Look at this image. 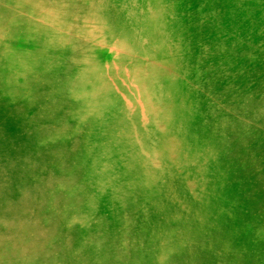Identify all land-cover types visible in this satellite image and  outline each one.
<instances>
[{
	"label": "bare ground",
	"instance_id": "1",
	"mask_svg": "<svg viewBox=\"0 0 264 264\" xmlns=\"http://www.w3.org/2000/svg\"><path fill=\"white\" fill-rule=\"evenodd\" d=\"M8 1L12 3L19 2V0ZM64 1L68 2L69 5H65L67 7L76 3V0ZM245 1L220 0V4H217V6L211 4L210 7L212 8L222 7V13L228 17V20L220 21L218 20L220 17H214L219 21L218 28L220 25L235 22L232 25L234 29L219 42H230L238 46L237 30H239V27L235 28L237 24H246L247 18L254 17L255 15L264 20V9H258V4L254 3L251 8L244 10L242 4ZM250 1L255 2L257 0ZM0 2L2 1L0 0ZM2 6L7 7L8 4L5 3ZM60 13L62 12L51 13L52 15L48 23L40 24L38 29L26 36L30 40L40 43L41 46H46V48L61 47L63 46V42H67L68 39L69 41H74L73 37L69 32L65 31L64 27L72 25L70 22L80 21L77 18L68 23L65 21V23L60 17ZM186 15L188 19H193L197 23L198 17L196 12ZM28 21L31 20L29 19ZM100 23L102 24L103 21H100ZM55 24H60L61 26L56 31H52L49 26L52 27ZM96 26L98 25L96 24ZM195 28L197 29L194 31L196 36L204 37L206 35L209 39L212 38L213 33L220 32L215 27L206 29L202 24L196 25ZM73 43L70 42L71 46L68 47L70 51L68 57H80L79 53H85V50L79 45L74 47ZM260 48L258 43L253 45V47L243 45L240 53L253 50L258 52ZM235 49L238 48L236 47ZM36 56L37 54L32 53V58L25 56L23 59H16L14 64H12L14 73L21 83L19 92L23 94L21 95L22 102L34 103L45 101L46 108L49 111L53 112L61 106L62 113L66 115L64 108L68 92L72 89H80L79 85L82 79L76 80L71 74H66L53 66H49L48 61L44 58L34 61ZM239 56L238 60L242 61V55ZM230 59L232 58L228 56V60ZM105 60L104 62H106ZM232 60L226 62V64H215L213 66L215 71L211 69L209 62L205 61V59L201 60L199 62L200 71L206 74H208L207 72H211L210 74L214 76L202 81L201 84L204 83L205 87H210L213 92L217 90L215 95L221 93L220 87L218 88L217 86L226 80H230V83L245 82L249 92L261 87L264 88V77L256 75L260 73V70L264 69V65L259 68L250 69L251 67L247 66L244 61L232 64ZM118 65L121 66L120 64ZM95 66L97 67V65ZM30 68L33 69L30 71ZM65 68V70L71 69L67 65H65ZM92 69L95 68L93 67ZM97 73L99 74V72ZM95 74L91 76L85 75L83 80H89L93 85H97L98 82L94 80H99L100 76L97 77ZM35 85H38L37 88H35ZM96 85L91 87H95ZM201 87V92L185 90L187 97L190 99L187 101L188 105L182 107V114L188 115V119L186 120L189 121L191 120L190 116L193 117L187 131L188 135L191 136L192 144L190 166L198 172L195 184L199 188L203 186L208 187L211 183H214L217 188L225 189V192L217 188L208 187L209 193L192 205L184 202L181 189L184 182L188 183L187 177L169 180L166 172H163L165 166L162 163L153 166L150 162L142 168L144 158L139 157H142L144 153H151L153 157L155 155L159 156L160 149L162 151L164 149L150 129L143 131L139 129V137L137 136V140L133 142V148L136 149L135 154L137 155H135L136 157H132V155L127 156L123 152L122 154L125 158L124 168L117 173H112L103 166L101 170H89L82 165L78 153L81 152L83 154V150H78V146L81 145L80 142L82 141L80 138L82 135L79 133L73 134L65 145L54 142L53 145L56 146L51 147L50 156L53 157L49 162H40L39 160L42 155L40 148L45 140V137L42 136L44 128L37 126L36 128H30L29 131L20 129L12 134L4 135L0 133V217L4 213L13 214L11 215L13 216L11 221L0 220V229L5 231H0V235L3 237L0 239V264H44L36 259L26 258L29 254L25 250L32 247L36 241H44L46 246L49 243L48 251L52 256H55V253H57L58 258L56 261L59 264H78L80 261L83 262L82 264H86L84 256L88 253L89 249L93 248L92 243L97 244L98 253L102 254L103 245L114 243L117 237L122 238V236H124V242L116 249L119 258L115 264H143L144 262H148V264L149 262L150 264H217L215 262V258L217 257H219L218 264H225L226 262L237 264L235 261L240 259L241 256H245L244 250H241L244 254L232 251L221 253L222 251L216 252L217 249L213 252L209 250L206 243L202 242L201 239L207 240L208 237L204 231H201L197 227L200 224L209 222L210 216H214L216 220L226 222V224H223L219 228L221 233L209 232L212 241L222 240L223 238L233 240L237 238L239 244L249 245L253 249L264 248V104H262L263 102L260 98L242 102V96L247 95V93L241 90L239 93L234 92V90H239L235 88L233 90L232 85H228L226 88L227 94L231 96L229 100L232 104L240 102L238 105L245 111L251 109L252 106L260 105L257 103H261L262 105L259 106L257 113L244 114L243 118L237 120L235 124H230L224 130V127L215 124L216 121L213 124L207 125L209 117L214 120V116L212 115L214 112L207 108L208 105L203 99L204 90L207 91V88L203 87V85ZM38 88H41V91L33 94L36 97L25 96L28 90L33 91ZM102 89L101 87L100 90ZM151 91L152 95L158 92L156 87H151ZM19 92H16L18 96H20ZM134 106L132 101L128 102V113L122 112V114L127 115V120L123 126L125 127L124 132L127 134L134 133L131 130L130 123L136 114ZM108 111L107 106L102 105L99 108L102 118L99 121L94 118L91 122L92 124L86 128V131L96 130L101 137L99 139L101 143L97 146H91V151L84 150V153L94 159H102V155H106V150L113 147L110 144L115 140L114 130L117 128V123L109 118ZM75 113L78 115L79 112L76 111ZM55 120L54 118L53 121ZM231 120L234 121V119ZM116 121L118 122V116L116 117ZM83 124H86V122L84 121ZM21 127L23 126L14 125L12 129L15 130ZM154 129L157 131L156 127ZM154 129L152 130L153 132ZM225 131L230 132L231 136L235 139L226 140ZM183 132L186 133V131ZM152 178L154 179V184L150 189L149 182ZM88 180H90V184H86ZM125 181L127 183H124ZM30 187H36V191H27L26 194L18 191L15 192L18 188L27 189ZM134 190H139V192H134ZM39 192H44L45 195L38 197ZM150 195H152V200ZM145 200L149 201L146 204L150 207L145 209L148 213L154 208H161V211H163L160 214L155 213L151 216L155 221L165 216V213L181 214L180 217H172V221L166 217V223L161 224L159 227L156 226V228H162L159 232L162 231L166 239H170L184 228L185 236L195 238L196 243L184 242L160 252L157 256H153L151 260L147 256L136 253L134 249H132L133 253H128L125 246L131 245H129V241L138 250L144 244L151 242V233L145 230L144 225L146 224L145 219L148 217H146L145 211L140 217L138 214L139 210L135 212H127V209L126 211L124 210L130 207L131 211L132 207L138 206V201ZM30 203L37 204L36 209L32 212L28 210ZM248 204H250V208L246 209ZM92 206H98V208L103 210H110L112 213L104 217L99 213L95 216H85L84 212H81L83 209ZM44 211L52 212L53 215L46 217L47 220L41 223H31L29 221L37 219L31 218L32 215H43ZM122 211L127 216L131 215V218L123 217ZM58 215H60L61 220L59 223H55V220L58 219L56 217H59ZM73 216L76 218H73ZM37 220H40V218ZM77 225H81L80 228H88L85 231L88 239L84 243L82 241L77 242L78 245L73 247L68 244L69 237L67 234H70ZM107 227L110 229L106 230ZM205 228L212 227L208 225ZM25 236H28L30 240H26ZM3 242H9L14 247L4 245ZM86 243L88 244L84 245ZM36 256H38V259L40 258L39 254H36ZM98 261L96 263L104 264L100 258ZM256 264H264V260Z\"/></svg>",
	"mask_w": 264,
	"mask_h": 264
},
{
	"label": "rangeland",
	"instance_id": "2",
	"mask_svg": "<svg viewBox=\"0 0 264 264\" xmlns=\"http://www.w3.org/2000/svg\"><path fill=\"white\" fill-rule=\"evenodd\" d=\"M1 1L0 112L2 113H0V133L4 135L12 134L20 129L29 131L30 128H36L37 126L44 128L42 136L45 137V140L40 148L42 154L39 159L40 162H49L52 159L53 156H50V151L52 146H56L53 145L54 142L65 145L69 142L73 134L79 133L82 135L80 137L82 141L80 142L81 145L78 146V150H83V154L81 152L78 153L82 165L89 170H101L103 166L112 173H117L124 168L125 158L122 154L123 152L127 156L132 155L133 157L137 155L135 154L136 149L133 148V142L137 140V136L139 137V129L142 131L150 129L156 135L158 142H160V145L164 149L163 151L160 149L161 152L158 153L160 157L157 155L153 157L151 153H144L142 157H139L144 158L142 168L150 162L153 166L162 163L165 166L164 168L167 169H164L163 172H166L169 180L187 177L188 183L184 182L185 184L183 183L181 189L184 202L188 205H192L201 197H205L210 191L208 187L217 188L214 183H211L208 187L203 186L200 188L195 184V178H197L198 172L190 166L192 144L191 136L187 132L193 117L190 116L191 120L188 121L186 120L188 119V115L182 114V107L187 106V101L190 99L187 97L185 90L201 92V85L205 87L204 83L201 84V82L214 77L210 74L211 72H207L208 74H206L200 71L199 62L204 59L209 62L212 70H214L213 66L215 64H226V62L232 59V64L244 61L247 66L251 67L250 69L259 68L264 65L263 19L255 15L254 17H248L246 24H237L235 28L239 27V30H237V43L239 44L235 46L230 42H219L223 37L229 35L232 29H234L232 25L235 24L233 21L232 24L227 23L220 25L218 28L219 21L228 20V17L222 13V7L212 8L210 6L211 4L217 6V4H220V0H76V3L69 7L65 6L69 4L64 0H43L44 2L42 0H19V2L15 3L8 0ZM5 3L8 4L7 7L2 6ZM254 3L258 4V9H264V0H257L255 2L246 0L242 4V7L244 10H247ZM29 10L31 11L29 12ZM50 11H52L51 13L62 12L60 13V17L64 20L63 22L66 21L68 23L78 18L77 20L80 22H70L72 25L64 27L65 31L69 32L74 41H69L68 39L67 42H63V46L61 47L46 48V46H41L40 43L35 40H30L26 36L38 29L40 24L43 25L50 21L52 15ZM194 12L197 13V23L193 19H188L186 15ZM30 15L33 16L30 17ZM217 16L220 17L218 19L219 21L215 19ZM63 17L65 18L63 19ZM29 19L31 21H28ZM57 21L61 22L59 20ZM100 21H103V23L101 24ZM198 24H202L206 29L215 27L220 32L213 33L214 35L211 39L206 35L204 37H198L194 33L197 30L195 26ZM60 26V24H55L52 27L49 26V28L52 31H56ZM96 29L97 31H95ZM3 31L5 32L3 33ZM96 38H98L97 41ZM70 42H74V47L79 45L85 50V53L80 52V57L77 56L76 58L68 57L70 54L68 49L71 46ZM231 42L233 41L231 40ZM257 43L261 47L258 52L253 50L240 53L243 45L253 47ZM236 47L238 49H235ZM32 53L37 54L34 61L44 58L48 61L49 66H53L66 74H71L76 80L82 79L79 85L80 89H72L68 92L69 94L64 108L66 115L62 113L61 106L53 112L49 111L46 108L45 101L34 103L22 102L21 95L23 94L19 92L21 83L14 73L12 64H14L16 59H23L25 56L32 58ZM239 55H242V61L238 60ZM228 56L232 59L228 60ZM65 65L70 66L71 69L65 70ZM99 66L100 68H98ZM93 67L95 69H92ZM31 69L33 68H30V71ZM91 70L92 72H90ZM96 70H98L97 72L99 74ZM94 74L100 77L99 80H94L98 82L97 85L94 84L96 86L91 87L94 86L93 83L83 79L85 75L91 76ZM256 75L264 77V69L260 70V73ZM224 83L226 84L222 86ZM228 85H232L233 90L234 88L239 90H234V92L239 93L241 90L247 93V95L242 96V102L260 98L263 102L262 104H264L263 87L249 92L245 82L230 83V80H226L217 86L221 89V93L218 95H215L217 90L213 92L210 87H205L207 91L204 90L203 99L208 105L207 108L214 112L212 114L214 120L209 117L207 125L213 124L216 121V125H220L226 130L230 124H235L237 120L243 118L244 114L257 113L259 106L262 105L261 103H257L260 105L252 106L251 109L245 111L238 105L240 102L232 104L229 100L231 96L227 94L226 88ZM37 86L35 85V88ZM101 87L103 88L102 90H100ZM151 87H156L158 90L157 94L152 95ZM91 88L94 90L92 91ZM37 91H41V88L33 91L28 90L25 96L36 97L33 94H36ZM16 92H19L20 96ZM130 100L135 105L134 109L136 114L130 122L131 130L134 133L127 134L124 132L125 127H123L127 120V115L122 114V112L128 113L127 103L131 102ZM232 102L234 103V101ZM102 105L107 106L109 110L108 116L117 123V128L114 130L115 140L110 144L113 147L106 150V155H102V159H94L84 153V150L91 151V146H97L101 143V140H99L101 137L96 130L86 131V128L92 124L91 122L94 118L98 121L102 118L99 112V108ZM76 111L79 112L78 115L75 113ZM86 113L88 114L86 115ZM117 116L118 122L116 121ZM54 118L56 119L55 121H53ZM231 119H234V121ZM84 121L86 124H83ZM14 125L23 127L13 130L12 127ZM153 126L157 128V131ZM153 129L154 132L152 131ZM183 131H186V133ZM225 139L230 140L235 138L231 136L230 132L225 131ZM69 149L71 150V148ZM72 153L75 154L73 151ZM110 154H112L111 157ZM153 180L152 178L149 182L150 189L153 187ZM124 183H127V181ZM86 184H90V180ZM35 188H18L15 192L18 191L26 194L27 191L35 192ZM219 190L225 192V189ZM134 192H139V190H134ZM44 195V192L38 193V197ZM150 196L152 200V195ZM148 202V200L138 201V206H131V211L130 207L123 208L125 211L127 209V212L139 210L138 214L140 217L145 211L146 217L148 216L145 219V230L151 233V242L144 244L140 248L141 250L134 248L129 241V245H131L128 247L125 246L128 253H133L132 249H134L136 253L147 256L151 260L153 256H157L160 252L184 242L196 243L195 238L185 236L184 228L174 234L170 239H166L164 237L165 234H162V231L159 232L162 228H156V226L159 227L161 224L166 223V217L172 221V217H180L181 214L165 213V216L155 221L151 216L155 213L160 214L163 211H161V208H154L148 213L145 210L150 207L146 204ZM36 207L37 204L30 203L28 208L29 212L34 211ZM249 208L250 204L246 206V209ZM81 212H84L85 216H95L99 213L104 217L112 213L110 210H103L98 208V206L87 207ZM11 215L13 214L4 213L0 217V220L11 221L13 217ZM52 215V212L44 211L43 215H32L31 217L40 218V220L31 219L29 221L31 223L45 222L47 220L46 217ZM122 215L123 217L131 218V215L127 216L125 212ZM58 216L56 217L58 219H54L55 223H59L61 220L60 215ZM73 218L76 217L73 216ZM70 221L72 220L70 219ZM223 224H226V222L216 220L214 216H210L209 222L200 224L197 227L207 234V240H201L203 243H206L209 250L214 252L217 249L216 252L222 251L221 253H223L232 251L241 254H244L241 252V250H244L245 256H241L237 260L239 262L235 261L237 264H256L264 260V248L253 249L249 245L239 244L237 238L234 240L223 238L222 240L212 241L209 232L221 233L219 228ZM208 225L212 228H205ZM80 227L81 225H77L70 234H67L69 237L68 244L70 246L72 245L74 247L78 245L77 242L82 241L84 243L88 239V236L85 234L88 228ZM108 229L110 228L107 227L106 230ZM0 231L5 232L3 229H0ZM25 237L27 238L26 240H30L28 236ZM1 238L3 237L0 235ZM123 242L124 236L122 238L117 237L114 243L106 244L108 245L107 247L103 245L102 254L98 253L97 244L92 243L93 248L89 249L88 253L84 256L85 263L98 264L96 262L100 258L104 264H115L119 258L116 249ZM3 244L12 248L14 247L9 242H3ZM48 245L46 246L44 241H36L32 247L25 250L29 254L26 258L36 259L44 264H59L56 261L58 258L57 253H55V256H52L48 251ZM36 254H39V259ZM215 262L217 264L219 263V257L215 258ZM82 263L80 261L78 264ZM143 264H148V262H144ZM225 264L229 263L226 262Z\"/></svg>",
	"mask_w": 264,
	"mask_h": 264
}]
</instances>
